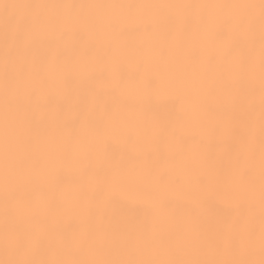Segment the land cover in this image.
Here are the masks:
<instances>
[{
    "label": "bare ground",
    "instance_id": "1",
    "mask_svg": "<svg viewBox=\"0 0 264 264\" xmlns=\"http://www.w3.org/2000/svg\"><path fill=\"white\" fill-rule=\"evenodd\" d=\"M49 4L235 5L259 0H8ZM53 12L57 10H52ZM67 13L69 10H59ZM62 37L36 34L17 50L18 123L24 143L8 201L12 236L35 260L261 259L260 39L247 10L83 9ZM24 13L16 10L11 33ZM257 17L259 10L254 13ZM0 9V260L5 253L3 60ZM85 18H88L85 22ZM117 20L114 27L110 23ZM250 60L255 72L239 71ZM175 83L161 97V81ZM142 110L143 129H106ZM255 144L250 145V129ZM166 129L167 131H163ZM82 148L102 132L99 155L46 165L52 133ZM169 133H174L169 135ZM30 141V142H28ZM114 177L121 179L109 187ZM181 177L160 187L162 178ZM255 225L249 238L246 221ZM148 234L149 242H145ZM179 254L177 255V249ZM254 249V252L252 251Z\"/></svg>",
    "mask_w": 264,
    "mask_h": 264
},
{
    "label": "snow or ice",
    "instance_id": "2",
    "mask_svg": "<svg viewBox=\"0 0 264 264\" xmlns=\"http://www.w3.org/2000/svg\"><path fill=\"white\" fill-rule=\"evenodd\" d=\"M192 7L199 8H224L230 7L235 9L247 10L251 14L246 17V25L250 31L255 28L256 21H259V39H260V224H259V241L261 259H192V258H167V259H71V260H35L27 257L24 241L14 239L12 233L13 226L9 220L8 201L12 197V185L15 179L18 161L16 158L17 150L21 143H24L20 126L17 119L19 111L18 94L22 88L28 85L21 80L22 66H17V50L22 44L31 41L36 34H52L57 37H62L65 32L73 25L81 23L79 13L73 15L71 10L83 9H134V8H150V9H189ZM0 9H3L8 15L5 18V51L3 60V137H2V161H3V184L5 192V225H4V242L5 253L10 257L0 260V264H264V0H259V4L246 3L235 5H189V4H155V5H132V4H49L41 2H8V0H0ZM259 10L258 17L254 14L255 10ZM16 10H21L24 14L20 17V22L26 27L17 29L11 33V43L9 40V31L7 24L14 18L13 13ZM52 10H57L53 12ZM59 10H69L67 13H62ZM88 18H85L87 22ZM117 20L110 23V27L117 24ZM239 71L246 74L255 72V62L250 60L248 64L242 65ZM174 81H161L150 93V96L161 97L164 90L174 84ZM142 110H134L133 113L121 120L114 122L106 131L112 134H120L124 131L138 132L143 129L151 131L154 127L151 120L142 117ZM163 131H167L164 129ZM174 133H169L173 135ZM103 133L96 132L87 136L83 147H73L71 142L55 132L49 137L50 142L60 145L59 152H50L47 156L46 165H56L57 162H67L74 165H80L85 161L99 155L100 143ZM30 142V141H28ZM250 145L255 144L254 128L250 129L249 135ZM121 178L114 177L109 187H112ZM181 177L162 178L160 187H169L172 184L178 183ZM244 228L248 232L249 238L255 235V225L250 220L246 221ZM145 242H149L148 234H144ZM254 252V249L252 250ZM179 248L177 249V255Z\"/></svg>",
    "mask_w": 264,
    "mask_h": 264
}]
</instances>
